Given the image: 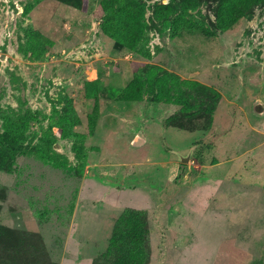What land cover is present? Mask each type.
<instances>
[{
  "label": "rangeland",
  "instance_id": "374dc122",
  "mask_svg": "<svg viewBox=\"0 0 264 264\" xmlns=\"http://www.w3.org/2000/svg\"><path fill=\"white\" fill-rule=\"evenodd\" d=\"M0 264H264V1L0 0Z\"/></svg>",
  "mask_w": 264,
  "mask_h": 264
},
{
  "label": "trees",
  "instance_id": "16d2710c",
  "mask_svg": "<svg viewBox=\"0 0 264 264\" xmlns=\"http://www.w3.org/2000/svg\"><path fill=\"white\" fill-rule=\"evenodd\" d=\"M262 1H264V0H241V2L242 3H246L247 5H249L250 7H253V6H256V5H258L259 3H261ZM238 15V16H237ZM236 16H234V20L233 21H235L237 18H241V17H243L244 15H245V12H244V10H241L238 14H237ZM232 16H233V13H232ZM184 169H185V167H184ZM184 169H182V170H184ZM181 175V174H180ZM179 178V177H178ZM177 178V179H178Z\"/></svg>",
  "mask_w": 264,
  "mask_h": 264
},
{
  "label": "water",
  "instance_id": "95a60500",
  "mask_svg": "<svg viewBox=\"0 0 264 264\" xmlns=\"http://www.w3.org/2000/svg\"><path fill=\"white\" fill-rule=\"evenodd\" d=\"M180 160H181V161H185V162H186V161H188V160H189V157H182V156H181V157H180Z\"/></svg>",
  "mask_w": 264,
  "mask_h": 264
}]
</instances>
